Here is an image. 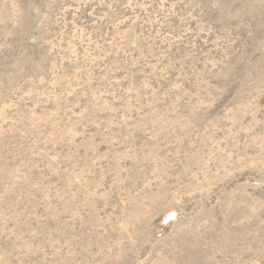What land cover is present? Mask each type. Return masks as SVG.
<instances>
[{
	"label": "rangeland",
	"instance_id": "1",
	"mask_svg": "<svg viewBox=\"0 0 264 264\" xmlns=\"http://www.w3.org/2000/svg\"><path fill=\"white\" fill-rule=\"evenodd\" d=\"M0 264H264V0H0Z\"/></svg>",
	"mask_w": 264,
	"mask_h": 264
}]
</instances>
